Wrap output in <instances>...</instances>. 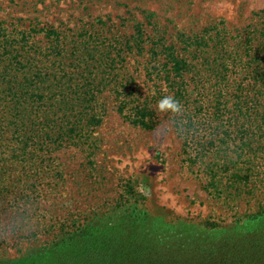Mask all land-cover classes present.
<instances>
[{"label": "rangeland", "instance_id": "rangeland-1", "mask_svg": "<svg viewBox=\"0 0 264 264\" xmlns=\"http://www.w3.org/2000/svg\"><path fill=\"white\" fill-rule=\"evenodd\" d=\"M50 29L62 37L64 56L51 48ZM139 29L141 51L131 40ZM0 35L20 42L0 46L1 69L13 54L56 74L62 59L74 84L83 77L102 84L92 147L51 145L26 162L12 153L17 114L0 79V264H51L44 247L71 222L118 213L134 195L155 218L183 219L195 231L217 224L215 239H264V0H0ZM128 40L131 48L118 44ZM155 43L186 61L182 76L165 77L163 49L156 57L148 50ZM108 56L114 62L100 66ZM7 67L22 78L24 67ZM123 87L132 95L128 106L156 112L153 128L119 112ZM75 92L58 89L38 104L51 107L63 96L73 103ZM167 95L180 113L158 108Z\"/></svg>", "mask_w": 264, "mask_h": 264}, {"label": "trees", "instance_id": "trees-1", "mask_svg": "<svg viewBox=\"0 0 264 264\" xmlns=\"http://www.w3.org/2000/svg\"><path fill=\"white\" fill-rule=\"evenodd\" d=\"M45 33L52 38L51 48L64 56L59 53L64 46L59 32L50 29ZM131 40L139 51L144 49L140 29L136 35H132ZM128 42L118 44L131 48V41ZM19 43L16 38L0 35V46L4 49ZM155 49H163L165 54L162 65L165 77L170 78V73L182 76L180 73L187 63L174 53L172 46L155 43L148 49L153 57L157 56ZM88 55L85 54L86 58L80 60L87 67L85 72L90 68L89 60L92 59ZM76 59L79 61L80 58ZM62 61L58 59L55 64V72L61 71L62 76L61 72L51 74L40 68L33 69L31 63L25 66L27 62L13 54L8 55L6 66L3 69L0 67V79L6 83L3 91L7 90L13 96L11 111L17 114L16 121L11 122L15 141L12 142V153L23 155L26 162L35 156L45 155L46 152L35 150L45 151L51 145L60 148L65 143L74 144L81 140V143L92 147L90 127L99 124L102 118L95 110V89L102 84L90 82L89 77H83L80 85L74 84L71 75L64 68L60 70ZM99 62L100 66H103L102 63L107 66L114 61L108 56L107 60L100 59ZM7 65H18L17 69L24 67L22 78H14L11 75L13 68ZM73 87H76L73 103L67 102L63 96L59 103L51 107L43 109L39 106L40 100L55 99L58 89L64 92ZM44 91L51 95H45ZM117 97L119 112L131 123L144 128L155 126L156 112L150 106L145 103L128 106L131 103L128 98L132 95L126 91V87L118 91ZM33 109L36 111L33 112ZM35 113L37 118H34ZM28 155H31L30 159H26ZM138 201L139 198L134 195L133 200H123L118 213L113 211L101 216L94 213L83 222H71L67 232H60L54 242L51 240L44 247L50 252L46 261L51 264H264L262 234L246 242L226 237L218 240L214 236L221 232L216 230L220 227L213 222L206 221L195 231L184 224L183 219L173 224L165 218L150 216ZM124 202L131 203L127 206ZM118 207L119 203L114 210L117 211ZM114 215L118 216L115 218Z\"/></svg>", "mask_w": 264, "mask_h": 264}, {"label": "clouds", "instance_id": "clouds-1", "mask_svg": "<svg viewBox=\"0 0 264 264\" xmlns=\"http://www.w3.org/2000/svg\"><path fill=\"white\" fill-rule=\"evenodd\" d=\"M158 108L161 111H172L173 113H180L182 105L173 96L167 95L161 98L158 102Z\"/></svg>", "mask_w": 264, "mask_h": 264}]
</instances>
